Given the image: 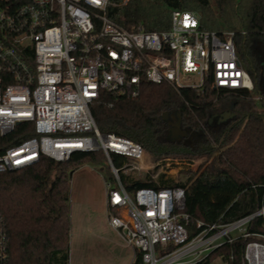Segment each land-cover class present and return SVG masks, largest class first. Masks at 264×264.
I'll list each match as a JSON object with an SVG mask.
<instances>
[{
  "label": "built area",
  "instance_id": "2783aa9c",
  "mask_svg": "<svg viewBox=\"0 0 264 264\" xmlns=\"http://www.w3.org/2000/svg\"><path fill=\"white\" fill-rule=\"evenodd\" d=\"M109 3L0 0V137L24 122L35 133L0 155V172L25 168L43 156L67 161L77 152H102L116 181L105 183L107 206L118 212L109 213L108 224L141 253L142 264H196L238 240L244 241L243 264H264V232L251 230L257 218L264 228V200L229 222L198 220L191 235L186 189L142 187L133 198L120 172L137 169L145 149L125 136L102 133L90 108L102 91L136 97L145 81L203 91L209 80L215 89L253 91L236 45L237 35L246 31L202 29L198 12L179 9L172 11L167 30L145 31L140 24L128 30L108 17ZM187 74L197 75L199 83H183ZM113 155L131 162L119 168ZM7 241L0 218V264L7 260ZM219 258L230 264L233 255Z\"/></svg>",
  "mask_w": 264,
  "mask_h": 264
},
{
  "label": "trees",
  "instance_id": "16d2710c",
  "mask_svg": "<svg viewBox=\"0 0 264 264\" xmlns=\"http://www.w3.org/2000/svg\"><path fill=\"white\" fill-rule=\"evenodd\" d=\"M176 9L198 12L202 29L246 31L237 35L236 45L254 90L215 89L209 80L203 91L145 81L136 97L102 91L90 108L102 133L141 143L153 163L166 159L200 162L183 181L154 178L159 167L143 179L120 172L129 192L142 187H184L193 235L198 220L229 222L254 212L264 200V99L252 98L264 95V0H110L107 15L128 30L140 24L145 31H163L169 29ZM225 111L234 116L221 123L209 122L215 113ZM164 112L169 114L167 119ZM178 114L181 128L191 133L170 139L171 121ZM34 134L32 123L19 124L14 132L0 137V155ZM98 154L77 152L67 161L43 156L25 168L0 172V218L8 237L5 264L70 263V180ZM113 161L119 168L131 162L119 155H113ZM262 224V218L253 220L251 230L264 232ZM243 249V240L225 244L196 264H211L231 255L230 264H243ZM131 264H142L141 253Z\"/></svg>",
  "mask_w": 264,
  "mask_h": 264
},
{
  "label": "rangeland",
  "instance_id": "374dc122",
  "mask_svg": "<svg viewBox=\"0 0 264 264\" xmlns=\"http://www.w3.org/2000/svg\"><path fill=\"white\" fill-rule=\"evenodd\" d=\"M239 57L241 58L240 55ZM241 60L243 62L242 58ZM182 81L198 84L200 80L195 74H187ZM258 107H261L260 103ZM199 163L197 160L190 162L180 159H166L153 163L145 156L136 163L137 169L130 173L143 179L148 171L159 167L154 178L161 176L163 180L172 178L183 181L187 179L190 170H197ZM108 181L116 184L109 161L100 152L95 161L86 163L72 174L69 264H131L135 260L137 253L135 254V251L108 224L109 213L118 214L115 209H109L107 206L105 183ZM131 196L134 198L133 192ZM211 264L225 263L221 258H217Z\"/></svg>",
  "mask_w": 264,
  "mask_h": 264
},
{
  "label": "water",
  "instance_id": "95a60500",
  "mask_svg": "<svg viewBox=\"0 0 264 264\" xmlns=\"http://www.w3.org/2000/svg\"><path fill=\"white\" fill-rule=\"evenodd\" d=\"M168 116H169L168 112L163 113L164 119H167ZM233 116H234L233 112L225 111L220 115L219 121L224 122V121L228 120L229 118H232ZM213 118H214V116H212L209 119L210 123H213ZM189 133H191V131H187V130L181 128V115L178 114V119H177L176 124L169 128L170 139H178V138L186 137Z\"/></svg>",
  "mask_w": 264,
  "mask_h": 264
},
{
  "label": "flooded vegetation",
  "instance_id": "af4514ba",
  "mask_svg": "<svg viewBox=\"0 0 264 264\" xmlns=\"http://www.w3.org/2000/svg\"><path fill=\"white\" fill-rule=\"evenodd\" d=\"M222 113H215L213 116H214V118H213V123L216 121V122H218V123H221L220 121H219V119H220V115H221ZM176 122H177V119L176 120H174V121H171V127L172 126H174L175 124H176Z\"/></svg>",
  "mask_w": 264,
  "mask_h": 264
},
{
  "label": "snow or ice",
  "instance_id": "6c2138e0",
  "mask_svg": "<svg viewBox=\"0 0 264 264\" xmlns=\"http://www.w3.org/2000/svg\"><path fill=\"white\" fill-rule=\"evenodd\" d=\"M185 19H186V21H187V17H186Z\"/></svg>",
  "mask_w": 264,
  "mask_h": 264
}]
</instances>
